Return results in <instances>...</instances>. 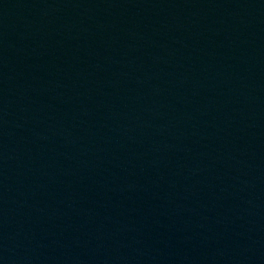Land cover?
<instances>
[{
    "label": "water",
    "instance_id": "obj_1",
    "mask_svg": "<svg viewBox=\"0 0 264 264\" xmlns=\"http://www.w3.org/2000/svg\"><path fill=\"white\" fill-rule=\"evenodd\" d=\"M0 264H264V0H0Z\"/></svg>",
    "mask_w": 264,
    "mask_h": 264
}]
</instances>
